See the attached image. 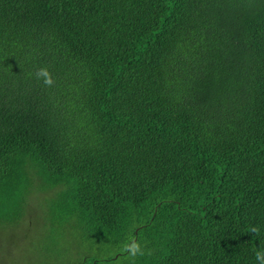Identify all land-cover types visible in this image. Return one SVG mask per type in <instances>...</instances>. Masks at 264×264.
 Wrapping results in <instances>:
<instances>
[{"label": "trees", "instance_id": "obj_1", "mask_svg": "<svg viewBox=\"0 0 264 264\" xmlns=\"http://www.w3.org/2000/svg\"><path fill=\"white\" fill-rule=\"evenodd\" d=\"M41 197L35 264H264V0H0V261Z\"/></svg>", "mask_w": 264, "mask_h": 264}, {"label": "rangeland", "instance_id": "obj_2", "mask_svg": "<svg viewBox=\"0 0 264 264\" xmlns=\"http://www.w3.org/2000/svg\"><path fill=\"white\" fill-rule=\"evenodd\" d=\"M43 198L44 197H41L39 204L35 205L30 210V215L32 216V219L35 221L33 228L19 227L18 229L16 228L12 231L13 233L12 239L17 237V240H21L20 241L21 243L15 244V247L13 249L14 253H13L12 258L9 257L8 259H5V261H0V264H35L36 260L38 259L37 256H34L33 262L25 259V256H27L31 252V250H29V247H31L33 243H35L34 240L39 241V243L41 244L44 243L47 239L46 228L54 231V237H56L57 233L65 234V232L62 229L52 228L50 220L48 219L47 214H46L48 210L46 207H44ZM45 210H46V213H45ZM45 218L48 219V225L46 227L44 226ZM1 240H2V243L0 244L5 245L4 239L1 238ZM64 240H65V244L63 247L64 248L69 247L72 249V246L71 244L68 243V240L66 238H64ZM21 244H22L21 246L22 249L17 250L18 246ZM67 251H69V253L72 252L70 251V249ZM0 253L1 255H5L3 250H0ZM44 262H45V259H44Z\"/></svg>", "mask_w": 264, "mask_h": 264}, {"label": "clouds", "instance_id": "obj_3", "mask_svg": "<svg viewBox=\"0 0 264 264\" xmlns=\"http://www.w3.org/2000/svg\"><path fill=\"white\" fill-rule=\"evenodd\" d=\"M38 76L40 77H43L45 78V83L47 84H51L53 81H52V77L49 73V70L45 67V68H41L39 69L38 73H37ZM256 229H254L255 231ZM258 256V259H261L262 261H264V255H261L260 253L257 254Z\"/></svg>", "mask_w": 264, "mask_h": 264}]
</instances>
